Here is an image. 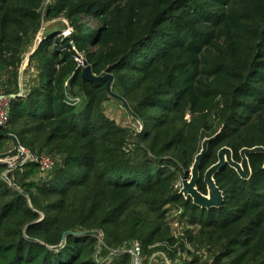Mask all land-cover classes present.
Segmentation results:
<instances>
[{"label":"trees","instance_id":"trees-1","mask_svg":"<svg viewBox=\"0 0 264 264\" xmlns=\"http://www.w3.org/2000/svg\"><path fill=\"white\" fill-rule=\"evenodd\" d=\"M60 18L66 37L38 39ZM67 43L95 76H113L138 130L105 116V82L82 78ZM0 92L10 97L0 152L10 133L59 157L47 174L33 163L15 169L14 187L0 179V264H132L115 250H144L160 228L146 214L167 204L198 223L211 264H264L263 154L248 155L247 180L219 170V208L175 188L202 138L215 136L200 163L203 194L220 148L239 162L242 148L264 147V0H0Z\"/></svg>","mask_w":264,"mask_h":264},{"label":"rangeland","instance_id":"rangeland-1","mask_svg":"<svg viewBox=\"0 0 264 264\" xmlns=\"http://www.w3.org/2000/svg\"><path fill=\"white\" fill-rule=\"evenodd\" d=\"M41 28V35L52 30L59 32V36H61L67 34L70 31L68 22L63 18L56 19L52 22H46L42 24ZM41 35H38V39H40ZM31 49L32 48L29 47V49L25 51L22 68L20 70L21 73L23 72L21 74L22 77L20 86H24V82H26L29 76L28 72L24 71L23 66L25 65L26 59L28 57V51ZM101 109L105 116L113 119L122 127L137 130L140 128V126L134 121L130 111L121 102L109 98L103 103ZM7 127L8 126H6L5 128ZM203 139L204 138H202V140ZM202 140L200 141V147ZM6 144L9 148L8 150H11L13 148V141L10 138L9 140H7ZM41 154L50 156L55 163L59 160V157L53 156L46 152H43ZM20 169L23 170L24 167ZM1 175L2 172L0 173V179L2 180ZM12 176L13 175H11V177ZM182 178L183 176L179 177V179L176 180V189L180 190L182 186ZM137 210H140L144 213L146 212V208L141 206L140 204L137 206ZM157 214L160 215L157 216ZM157 214L154 212H148L146 214V218L148 220L153 219L155 225H159L160 228L154 235L151 236V240L144 250L141 246L139 247L136 242H132L128 245V249L121 247L120 249H117L115 251L121 253L126 250L127 252H130V254H132V264H141L144 257L147 261V263L145 262L146 264L212 263L213 255L211 254V251H209L208 248L204 245L203 239H201V233L199 232L198 223L190 221V213L186 212L183 206L177 204H167ZM222 264H224V262Z\"/></svg>","mask_w":264,"mask_h":264},{"label":"water","instance_id":"water-1","mask_svg":"<svg viewBox=\"0 0 264 264\" xmlns=\"http://www.w3.org/2000/svg\"><path fill=\"white\" fill-rule=\"evenodd\" d=\"M70 31L65 35L58 36L55 40V46L61 39L66 37L70 33ZM41 33H42V28H40L38 35H41ZM66 47L71 50V53L75 57V59L81 62L82 78L85 80L105 82L107 96L118 102H121L130 111L127 102L121 96H119L118 94L112 91L113 76L109 73L101 76H95L91 71L90 65L87 63L86 60L81 59L80 55L76 52L73 45L71 43H67ZM0 131H1V127H0ZM7 136L13 141V148L11 150H8L7 152L0 153V159H6L12 157L13 155L16 154L18 150L19 144L16 137L10 134H8ZM214 137L215 136L206 137L202 140L200 151L194 157V161L188 171V175L183 176L181 180L182 186L179 190V193L182 194L185 198L187 197L191 198L193 205L199 206L202 209L219 208L223 204L224 201L223 193L215 183V176L217 175L219 170H221L225 166H229L231 169L237 172L240 178L247 180L251 176V168L249 165L248 155L256 154V153L264 155L263 146L242 148L240 150V161L238 162L233 159L232 151L230 148L226 146L220 148L216 154L217 161L211 166H209L204 172L203 182L205 183L206 186V194H203L197 189V182L200 176L199 175L200 163L202 158L206 154L208 143L212 141ZM262 167L264 169V163Z\"/></svg>","mask_w":264,"mask_h":264},{"label":"built area","instance_id":"built-area-1","mask_svg":"<svg viewBox=\"0 0 264 264\" xmlns=\"http://www.w3.org/2000/svg\"><path fill=\"white\" fill-rule=\"evenodd\" d=\"M50 1L51 0H44V5L48 4ZM71 100L75 103L79 102L78 97H74ZM9 101L10 97L0 92V127H4L7 124ZM186 119H189L188 114L186 115ZM0 162L6 165L1 175L2 180L10 187H14V184L9 178V173H12L15 169L23 165L30 163L36 164L43 174L49 173L55 165L54 160L50 156L33 153L20 144L18 145V150L15 155L6 159H0Z\"/></svg>","mask_w":264,"mask_h":264}]
</instances>
